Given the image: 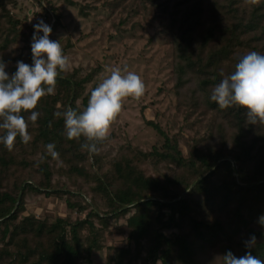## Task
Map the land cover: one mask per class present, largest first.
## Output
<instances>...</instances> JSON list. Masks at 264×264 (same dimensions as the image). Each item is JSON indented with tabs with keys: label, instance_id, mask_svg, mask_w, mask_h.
Wrapping results in <instances>:
<instances>
[{
	"label": "trees",
	"instance_id": "16d2710c",
	"mask_svg": "<svg viewBox=\"0 0 264 264\" xmlns=\"http://www.w3.org/2000/svg\"><path fill=\"white\" fill-rule=\"evenodd\" d=\"M18 3L0 0V59L9 76L17 61L33 64V25L39 22L19 17L14 12ZM102 6L126 10L127 19L155 11L171 46L177 108L187 109L186 122L200 114L205 131L195 130L185 154L182 132L171 134L147 121L159 136L148 152L128 144L106 160L107 139L98 145L99 154L90 155L80 149L83 138H66L64 120L55 113L68 107L83 110L101 68L85 75L81 68L61 73L55 94L42 98L35 109L38 120L29 121L31 141L17 138L22 152L0 143V264H94V254L102 251L105 264H212L228 250L245 255L244 241L253 234L258 246L252 255L264 260V226L259 223L264 216V124L249 123L246 109H221L211 100L221 73L230 74L250 51L264 54V0H105ZM50 10L44 21L54 34L63 26V15L54 5ZM84 11L80 8L88 16ZM127 19L116 26L120 39L136 38L143 29L139 23L122 29ZM18 44L23 47L14 54ZM70 46L64 47L65 54ZM30 114L22 113L26 119ZM48 143L56 145L62 163L47 153ZM145 165L155 174H148ZM55 177L90 184L101 208L86 204L80 187L71 191ZM30 192L66 197L67 206L83 217L26 215ZM80 197L83 203L76 200ZM112 220L128 229L124 245L106 244Z\"/></svg>",
	"mask_w": 264,
	"mask_h": 264
},
{
	"label": "rangeland",
	"instance_id": "374dc122",
	"mask_svg": "<svg viewBox=\"0 0 264 264\" xmlns=\"http://www.w3.org/2000/svg\"><path fill=\"white\" fill-rule=\"evenodd\" d=\"M19 0L18 8L14 12L21 18L29 17V21H37L45 18L46 12L50 13L51 5L58 8L63 15V26L50 36L51 40H60L62 37L63 48L71 43L66 55L71 61L70 71L82 69V74L100 67L98 76L100 83L111 68L119 67L134 71L141 76L146 85L145 95L139 99L128 98L124 101V107L112 126L108 142L104 151L109 153L108 159L119 154L121 147L131 145L134 150L148 152L157 142L159 136L147 124L154 121L171 134L182 132L183 138L180 147L186 154L190 137L195 135V130L201 134L205 131L200 114L191 117L186 122L187 109L178 110L177 98L172 92L173 79L171 74L172 52L171 46L163 35L164 25L154 19L155 11L141 13L137 17H130L126 10L109 6L103 7L105 0H72L79 5L70 7L64 0ZM112 1V0H109ZM45 6L43 9L42 6ZM89 6V7H88ZM80 8L85 9L84 16ZM52 15V13H50ZM127 19L128 23L122 29H130L134 23H139L142 30L135 32L136 38L120 39L116 26L121 20ZM39 21V20H38ZM45 22V21H44ZM23 44L13 48L14 54H19ZM193 125V127L191 126ZM21 153L19 144L12 149ZM36 161L38 162L37 155ZM148 174L154 175L152 167L145 165ZM105 171V170H104ZM60 186L66 185L71 191L80 187L86 204L90 207H100V201L93 197L90 184L82 179H70L64 177L54 178ZM77 201L83 203V199ZM28 211L26 215L35 214L40 218L55 220L57 218H71L73 220L83 217L67 206L66 197H46L33 192L26 198ZM128 236V229L122 221L112 220L109 224L106 236L107 245H124ZM94 264L106 263V251L95 253Z\"/></svg>",
	"mask_w": 264,
	"mask_h": 264
},
{
	"label": "clouds",
	"instance_id": "9594fccd",
	"mask_svg": "<svg viewBox=\"0 0 264 264\" xmlns=\"http://www.w3.org/2000/svg\"><path fill=\"white\" fill-rule=\"evenodd\" d=\"M31 51L33 64L17 61L16 72L9 76L7 65L0 59V143L11 151L19 137L28 144L29 121L35 124L40 116L37 109L42 98L54 95L57 78L68 72L72 66L65 54L62 41L51 40L52 28L40 20L33 25ZM43 33L40 36V33ZM222 79L211 92V100L221 109L239 106L246 109L248 122L264 124V54L250 51L236 63L234 70L227 75L221 73ZM146 93V85L139 74L121 68H111L109 74L94 87L83 110L68 107L57 112L62 117L65 135L69 140H80L81 151L90 155L99 154V144L110 136L112 126L121 114L124 101L128 98L141 99ZM22 113H31L27 119ZM47 153L52 159L60 161V154L54 143L46 145ZM264 226V216L259 218ZM248 251L237 257L231 250L217 254L212 264H264V260L252 255V249L258 246L253 234L244 241ZM157 264H160L158 261Z\"/></svg>",
	"mask_w": 264,
	"mask_h": 264
},
{
	"label": "built area",
	"instance_id": "2783aa9c",
	"mask_svg": "<svg viewBox=\"0 0 264 264\" xmlns=\"http://www.w3.org/2000/svg\"><path fill=\"white\" fill-rule=\"evenodd\" d=\"M38 20H39V21H40V20H43V21H44V20H45V18H40V17H39V19H38Z\"/></svg>",
	"mask_w": 264,
	"mask_h": 264
}]
</instances>
